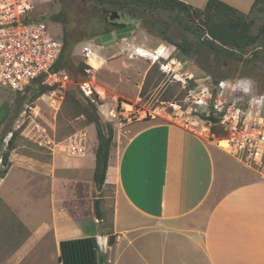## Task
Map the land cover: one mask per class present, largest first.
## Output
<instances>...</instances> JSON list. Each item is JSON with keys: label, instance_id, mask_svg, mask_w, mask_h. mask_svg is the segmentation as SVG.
Returning <instances> with one entry per match:
<instances>
[{"label": "crops", "instance_id": "crops-1", "mask_svg": "<svg viewBox=\"0 0 264 264\" xmlns=\"http://www.w3.org/2000/svg\"><path fill=\"white\" fill-rule=\"evenodd\" d=\"M126 34L82 41V50L94 54L87 59L95 71L111 69L114 81L133 85L120 56ZM86 126L94 137L82 156L59 153L47 164L10 153L0 178V264H62L60 241L88 236L109 264H264V177L231 168L218 139L174 123L127 122L124 142L116 135L104 182L114 186L111 225L104 230L82 180L92 178L97 146L94 125Z\"/></svg>", "mask_w": 264, "mask_h": 264}, {"label": "rangeland", "instance_id": "rangeland-1", "mask_svg": "<svg viewBox=\"0 0 264 264\" xmlns=\"http://www.w3.org/2000/svg\"><path fill=\"white\" fill-rule=\"evenodd\" d=\"M182 1L197 8H203L206 2ZM223 1L252 20L253 33L258 31L264 20V6L251 8L254 0ZM30 11L33 18L46 22L51 34L62 41L65 32L67 47L64 68L61 71L68 75V79L50 84L41 82L51 89L35 99L32 98L40 89V84L30 83L20 91L0 88V105L5 103L9 108V116L0 127V131H7L0 144V154L7 149L6 144L12 131H15V138L11 152L28 155L47 164L55 162L57 154L62 153L55 145L52 146L50 139L63 140L76 130L83 129L88 135V145H91L94 137L92 129L87 130L83 115L75 116V101L83 103L84 97L95 100L101 119L112 124L115 132L114 145L116 135L129 133L124 132L127 122H141L143 125L169 122L187 129L192 128L202 136L210 135V138L227 140V124L255 125L264 117V48L258 49L259 56L251 57L253 49L240 60L219 57L205 50L184 55L174 44L162 39L155 26L146 27L140 21L126 17L120 12H117L115 18H110L114 11L97 6L91 0H33ZM55 14L59 16L58 21L51 19ZM163 18L169 38L176 42L191 39V35L173 16L165 15ZM109 19L124 22L127 28L90 36L92 32L102 31V21ZM133 26L136 32L127 36L130 40L120 56L124 54L128 65L123 75L129 77L133 85L134 82H140V87H143L142 97H139L141 88L137 90V87L126 84L125 81L121 85L119 79L114 81L111 69L101 67L95 71L82 50L85 44L82 41L96 38L103 43L110 42L116 35L129 32ZM158 46L162 47L160 56L155 53ZM140 49L149 51L152 56H141L142 52L136 51ZM167 52L171 54L169 58ZM90 56L94 57V54L91 52ZM82 64L87 65L84 67V73L79 67ZM86 69L90 71L87 72ZM210 72L225 77L215 84ZM105 82H110L111 85ZM85 83L89 84L88 93L83 90ZM116 88L121 92L119 100L112 99ZM18 102H22L20 111ZM208 113L226 115L227 123H221L218 128L221 136L211 134V124L200 117L201 114ZM122 137L123 134L121 141L119 139L120 143L124 142ZM222 148L235 160L230 159L228 165L231 168L241 170L243 166L252 176L264 177V157L258 160L237 159L228 147ZM61 155L65 156L64 153ZM8 160L10 165V154ZM3 167L0 158V168ZM82 180L93 199L98 191L93 185L91 175H84ZM113 191L114 186L111 184H105L101 191V209L104 217L101 226L104 230L111 225Z\"/></svg>", "mask_w": 264, "mask_h": 264}, {"label": "trees", "instance_id": "trees-1", "mask_svg": "<svg viewBox=\"0 0 264 264\" xmlns=\"http://www.w3.org/2000/svg\"><path fill=\"white\" fill-rule=\"evenodd\" d=\"M97 6H104L111 11L120 12L122 15L131 19L140 21L146 27L155 26L162 39L174 44L176 48L184 55L199 53L205 50L214 53L219 57L240 60L243 55L252 51L251 57L259 56L258 49L264 48V20L260 24L256 33L252 32V20L235 7L223 0H206L203 8H197L182 0H91ZM264 6V0H254L251 8ZM173 16L180 22L185 31L191 35V39L176 42L166 34L167 26L164 23L163 16ZM52 21H58L57 14L51 16ZM38 20V19H37ZM197 21V23H196ZM103 30L92 32L91 37L110 30H122L127 28L124 22L115 20L102 21ZM130 35V32L124 37ZM65 32L63 33V47L60 55L51 68L52 72H61L64 68V54L66 52L67 41H65ZM248 59V58H247ZM80 71L83 72L86 64H82ZM84 73V72H83ZM213 76V82L225 76H218L215 72H210ZM148 75V73H147ZM146 75V79H147ZM40 84V89L35 93L32 99L42 94L50 86L41 84V79L37 78L31 84ZM143 95V87L139 92V97ZM76 115H83L86 125L93 123L96 130L97 146L95 148V166L92 174V182L98 191L93 196V213L97 219H102L101 202L103 195L101 193L108 166V159L112 147H114L115 132L110 122H105L99 114L95 100L84 97V102L75 101ZM119 104V103H118ZM19 111L22 102H18ZM18 111V109H17ZM18 111V112H19ZM9 116L7 104L0 105V127ZM222 114L213 113L201 114V118L207 120L210 126V133L215 136H221L218 130L221 127L220 119ZM7 134L0 131V144ZM15 131L10 132L5 151H2L0 158L3 168H0V178L3 177L9 166V154L14 149ZM108 244L112 246L115 243V235L108 232ZM59 260L62 264H109L108 255L100 251L95 236L74 238L62 240L59 243Z\"/></svg>", "mask_w": 264, "mask_h": 264}, {"label": "built area", "instance_id": "built-area-1", "mask_svg": "<svg viewBox=\"0 0 264 264\" xmlns=\"http://www.w3.org/2000/svg\"><path fill=\"white\" fill-rule=\"evenodd\" d=\"M32 2L0 0V88L20 91L37 78L48 84L68 79L65 72L51 71L61 53L63 41L51 34L46 22L30 15ZM84 52L88 58L91 51L84 47ZM170 55L168 53L167 57ZM84 85L83 90L88 93L89 84ZM225 117V114L221 116L220 123H227ZM226 130L229 151L237 159L264 157V117L255 125L227 124ZM87 137L86 131L79 129L63 140L50 139L49 142L65 155L77 157L86 152Z\"/></svg>", "mask_w": 264, "mask_h": 264}, {"label": "bare ground", "instance_id": "bare-ground-1", "mask_svg": "<svg viewBox=\"0 0 264 264\" xmlns=\"http://www.w3.org/2000/svg\"><path fill=\"white\" fill-rule=\"evenodd\" d=\"M156 49H157L156 52H155L156 56H160L162 54V47L158 46V48H156ZM136 51H141L144 56H152V54L149 51H147V50L140 49V50H136ZM137 53H139V52H137ZM219 146H221V147H229L228 140H224V139L219 140Z\"/></svg>", "mask_w": 264, "mask_h": 264}, {"label": "water", "instance_id": "water-1", "mask_svg": "<svg viewBox=\"0 0 264 264\" xmlns=\"http://www.w3.org/2000/svg\"><path fill=\"white\" fill-rule=\"evenodd\" d=\"M117 16V13L116 12H113L111 15H110V18H115Z\"/></svg>", "mask_w": 264, "mask_h": 264}]
</instances>
